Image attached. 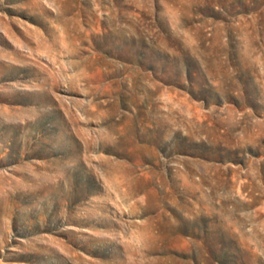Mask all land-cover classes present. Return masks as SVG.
<instances>
[{"label":"rangeland","instance_id":"374dc122","mask_svg":"<svg viewBox=\"0 0 264 264\" xmlns=\"http://www.w3.org/2000/svg\"><path fill=\"white\" fill-rule=\"evenodd\" d=\"M0 264H264V0H0Z\"/></svg>","mask_w":264,"mask_h":264}]
</instances>
